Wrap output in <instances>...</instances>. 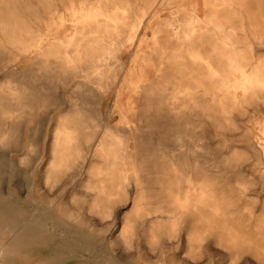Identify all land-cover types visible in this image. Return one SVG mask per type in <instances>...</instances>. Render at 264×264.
<instances>
[{
    "label": "rangeland",
    "instance_id": "obj_1",
    "mask_svg": "<svg viewBox=\"0 0 264 264\" xmlns=\"http://www.w3.org/2000/svg\"><path fill=\"white\" fill-rule=\"evenodd\" d=\"M0 153L8 264H264V0H0Z\"/></svg>",
    "mask_w": 264,
    "mask_h": 264
},
{
    "label": "bare ground",
    "instance_id": "obj_2",
    "mask_svg": "<svg viewBox=\"0 0 264 264\" xmlns=\"http://www.w3.org/2000/svg\"><path fill=\"white\" fill-rule=\"evenodd\" d=\"M49 4V3H48ZM128 4V3H127ZM130 8V7H129ZM94 10V9H93ZM127 11V10H125ZM98 13V12H97ZM122 14V13H120ZM143 14V13H142ZM199 12H196V15H198ZM134 15V14H133ZM104 17V16H103ZM199 18V16L197 17ZM141 20V19H140ZM111 21V20H110ZM191 21V19H190ZM179 22V21H178ZM112 23V22H111ZM114 24V23H113ZM140 24V23H139ZM185 25V24H184ZM193 28V27H192ZM213 28V27H212ZM194 29V28H193ZM206 28H204L205 30ZM131 31V30H130ZM192 31V30H191ZM218 31V30H217ZM99 32V31H98ZM175 34V33H173ZM176 37V36H175ZM92 40V39H91ZM56 41V40H55ZM39 42V41H38ZM57 42V41H56ZM103 42V41H102ZM59 44V42H58ZM94 44V43H93ZM110 47V46H109ZM232 47V46H231ZM233 48V47H232ZM64 49V48H63ZM65 50V49H64ZM76 50V49H75ZM65 52V51H64ZM112 52V51H111ZM76 53V51H75ZM116 61H120L122 59V55L124 53L123 49H122V46L118 47L116 49ZM66 53H65V57H66ZM66 60V59H65ZM70 61V60H69ZM234 64V63H233ZM108 65V64H107ZM73 67V66H72ZM75 67V66H74ZM87 68V67H86ZM208 68V67H207ZM77 69V68H76ZM74 70V69H73ZM95 73V72H94ZM87 76V75H86ZM40 83L37 82V81H33V80H29L28 83L25 85V88L30 90V95H29V98H37L39 97V93H38V90H37V86L39 85ZM50 84V83H49ZM47 87V85H45ZM97 86L100 88V89H103L104 86L103 84L99 83L97 84ZM229 86V85H228ZM15 86H13L14 88ZM12 88V89H13ZM231 88V87H230ZM232 89V88H231ZM88 90V89H87ZM236 93V92H235ZM87 95L86 93H80L78 95V98H79V102L77 104H71L70 107L72 109H75L74 112L75 114L78 115V117L81 119V126H84V136L83 138L85 139V141H88V139L91 137L90 135H92L93 133V125L95 123V121L97 120L96 117L94 116V114L92 112H88V106L87 103L84 101L83 97ZM243 97V96H242ZM74 98L73 96H70V99ZM172 100V99H171ZM151 104H154L156 107H160V101L159 100H156L154 98H152L151 96H146L145 95V91H144V94L142 95V102H141V109L142 108H149ZM240 106V105H239ZM30 108V107H29ZM11 115V114H10ZM153 118L156 119V120H161V124L164 123L165 121L163 120V117L160 116L158 113L157 114H154L153 115ZM141 119V118H140ZM44 120H38V124L37 126L33 127L32 130H33V133L37 130L38 128V125H41L43 123ZM53 131V129H52ZM111 130L110 127L106 126L104 128V131H103V139L102 140H105L110 133ZM129 131H130V128L128 129L127 133L124 132L122 133V131H116L118 133L117 137L120 138L121 135L123 134V136L126 138L127 137V134H129ZM190 137V136H188ZM193 138V137H192ZM41 139V138H40ZM33 137H31V139L29 140V144L28 146L31 147L33 142H32ZM175 140V138H174ZM196 141V140H195ZM202 141V140H201ZM180 142V141H179ZM200 142V141H199ZM178 144V142H176ZM183 146V145H182ZM191 147V146H190ZM198 147V146H197ZM196 148V147H195ZM199 148V147H198ZM130 149V148H129ZM191 149V148H190ZM193 149V148H192ZM184 150V149H182ZM183 152V151H182ZM186 153V152H185ZM126 155V154H125ZM147 163V161H146ZM211 167V166H210ZM10 164H8L6 162V159H5V156L0 153V176H3L5 175L6 173H8L10 171ZM15 168V167H14ZM22 173V172H21ZM12 173H10L11 175ZM15 174V173H13ZM21 175V174H20ZM23 175V174H22ZM13 176V175H12ZM15 176V175H14ZM13 176V177H14ZM24 176V175H23ZM21 177V176H19ZM29 177V176H28ZM20 179H23V178H20ZM19 180V179H18ZM29 180V179H28ZM27 180V181H28ZM21 181V180H20ZM27 183V182H26ZM130 183V182H129ZM23 185V183H21ZM25 184V183H24ZM30 184V183H29ZM132 184V183H131ZM2 186V185H1ZM27 186V185H26ZM23 187V186H22ZM6 188V187H5ZM7 189V188H6ZM3 193V192H2ZM0 193V234H3L5 235L6 232H10V231H13L16 227H17V224L18 222L22 221V218H25L27 222H31L33 223L32 225V228L29 227V230L33 229V230H40L43 226H42V222L40 221V219L36 216V214L34 212H32V210H27L25 207L22 206L21 203H19L18 201L16 202V200L14 199L13 197V200L11 199V197H7L6 195ZM7 194V192L5 193ZM23 194V193H22ZM11 195V194H10ZM9 196V195H8ZM13 196V195H12ZM25 196V195H24ZM26 199V198H25ZM15 200V201H14ZM37 200V199H36ZM28 205V203H27ZM38 205V204H37ZM26 206V205H25ZM30 206H28L29 208ZM33 207V206H32ZM35 207V206H34ZM48 208V207H47ZM31 209V208H29ZM35 210V209H34ZM33 210V211H34ZM41 211V210H40ZM39 211V212H40ZM41 213V212H40ZM44 215V214H41V216ZM48 215V214H46ZM39 216V215H38ZM40 216V217H41ZM50 216V215H49ZM46 217V216H44ZM42 217V218H44ZM47 218V217H46ZM50 218H48V221H49ZM42 220V219H41ZM44 220V219H43ZM47 220V219H45ZM46 221V222H48ZM25 222V220H24ZM46 225V223H45ZM51 225H53L51 223ZM47 226V225H46ZM59 226V225H57ZM46 228V227H45ZM49 228V226H48ZM59 228V227H57ZM72 228V227H71ZM63 229V227H62ZM45 230V229H44ZM57 230V229H56ZM50 231V230H49ZM72 231V230H71ZM67 233V232H66ZM70 233V232H69ZM75 234V232H74ZM81 235V234H80ZM30 235L28 234H23V235H20L18 238L14 239L8 246H0V264H8V261L10 260L9 258H7V255L9 253H13L15 252L16 250H26L27 248H29V242H30ZM61 236V235H60ZM7 237V236H6ZM64 237V236H62ZM81 237V236H80ZM5 238V237H4ZM32 238V237H31ZM66 238V237H65ZM71 238V236H70ZM74 238V237H73ZM77 238V237H76ZM84 238V237H83ZM89 238V236L87 237ZM86 238V241H88ZM68 239V238H67ZM78 239V238H77ZM3 240V239H2ZM70 240V239H69ZM32 241V240H31ZM75 241V240H74ZM79 241V240H78ZM78 241H76L78 243ZM90 241V240H89ZM88 241V243H89ZM93 241V239H92ZM72 242V241H71ZM74 243V242H73ZM80 243V242H79ZM78 243V244H79ZM84 243V242H83ZM91 243V241H90ZM90 243H89V247H90ZM81 245V244H80ZM92 245V244H91ZM95 245H98V243H96ZM44 246V245H42ZM85 246V245H84ZM87 246V245H86ZM38 248L41 247V243L37 246ZM46 247V246H45ZM82 247V246H81ZM88 247V248H89ZM91 248H94L93 246ZM80 249V248H79ZM35 250V249H34ZM33 250V251H34ZM84 250V248H83ZM87 250V249H86ZM96 250V249H94ZM89 251V250H88ZM91 251V250H90ZM54 252V251H53ZM93 252V250H92ZM89 253V252H88ZM80 255V254H79ZM92 256V255H91ZM9 259V260H8ZM92 259V258H91ZM98 260V259H97ZM12 260H10L11 262ZM96 261V260H95ZM114 264H128L126 263V261H121L119 259H115L114 261ZM20 264V263H19Z\"/></svg>",
    "mask_w": 264,
    "mask_h": 264
},
{
    "label": "crops",
    "instance_id": "obj_3",
    "mask_svg": "<svg viewBox=\"0 0 264 264\" xmlns=\"http://www.w3.org/2000/svg\"><path fill=\"white\" fill-rule=\"evenodd\" d=\"M59 249H60V245L55 244V245L52 247L51 251H52V252L54 251V253H55V252L58 251ZM37 259H39V258L37 257Z\"/></svg>",
    "mask_w": 264,
    "mask_h": 264
}]
</instances>
